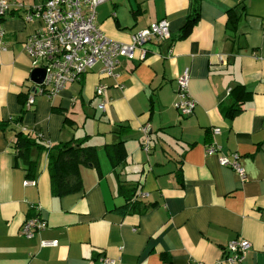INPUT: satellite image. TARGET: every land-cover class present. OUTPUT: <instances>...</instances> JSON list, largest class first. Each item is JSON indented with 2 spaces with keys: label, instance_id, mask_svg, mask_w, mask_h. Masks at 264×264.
Instances as JSON below:
<instances>
[{
  "label": "crops",
  "instance_id": "1",
  "mask_svg": "<svg viewBox=\"0 0 264 264\" xmlns=\"http://www.w3.org/2000/svg\"><path fill=\"white\" fill-rule=\"evenodd\" d=\"M9 1L28 8L45 0ZM195 3L197 20L183 34ZM164 19L172 38L149 42L145 62L121 58L116 79L97 66L54 100L36 95L28 107L37 87L25 44L42 24L16 9L0 18V264H227L236 239L251 243L241 264H264V0H105L97 10L101 30L124 44ZM187 68L196 108L183 117L174 104ZM100 84L108 87L105 111ZM17 132L45 147L95 146L98 167L80 169L83 191L53 195L48 154L38 146L29 176ZM121 142L124 159L113 168L105 147ZM213 144L240 155L246 178L206 154ZM132 193L134 212L124 210ZM38 214L45 229L24 237L22 225Z\"/></svg>",
  "mask_w": 264,
  "mask_h": 264
},
{
  "label": "built area",
  "instance_id": "2",
  "mask_svg": "<svg viewBox=\"0 0 264 264\" xmlns=\"http://www.w3.org/2000/svg\"><path fill=\"white\" fill-rule=\"evenodd\" d=\"M105 0H45L40 6L26 8L22 2L0 0V18L16 9L23 13L27 23L40 22L38 29L26 41V50L33 60L34 70L41 68L46 72L42 85L37 86V94L32 93L27 99V106L35 102V96L41 95L54 100L68 84L80 82L89 72L100 66L99 74L106 78H118V67L121 58L145 62L148 57L146 45L152 40L165 41L172 38L169 21L160 20L147 29L132 35L131 43L116 42L105 35L97 24V10ZM4 32L0 31V39ZM190 69L187 68L177 80L178 99L174 108L183 117L192 115L196 101L189 91ZM108 87L100 84L96 89L97 97L102 100ZM107 102L101 101L99 110L105 111ZM149 125L142 128L145 135L142 149L150 151ZM27 133L26 129H22ZM220 134V129L214 130ZM51 146V145H49ZM207 155H219V164L233 169L243 179L245 170L241 165L240 155H221V148L210 145ZM29 184V183H27ZM34 184V183H33ZM46 221L37 215L24 222L21 233L26 238H33L44 230ZM43 247L57 246V242H42ZM251 248L245 239H236L226 249L225 263L241 264ZM102 264H119L111 258H103Z\"/></svg>",
  "mask_w": 264,
  "mask_h": 264
},
{
  "label": "trees",
  "instance_id": "3",
  "mask_svg": "<svg viewBox=\"0 0 264 264\" xmlns=\"http://www.w3.org/2000/svg\"><path fill=\"white\" fill-rule=\"evenodd\" d=\"M198 6L199 5L195 3L193 12L188 18V23L183 34H186L197 20ZM20 119L21 118L15 121ZM16 136L17 141L15 149L17 158H21L26 162L29 176L33 173L34 164H36V162L32 163L29 161L31 149L35 146L46 149L48 154V170L51 178V190L52 194L57 197H64L83 191V180L80 173L81 167L87 165L98 167L97 148L87 144L86 140H71L66 143L45 147L39 144L36 138L24 136L22 132H17ZM122 146L123 142L105 147L113 168L119 166L124 159ZM124 189V187L121 189L122 193H124ZM131 192L135 191L132 190ZM134 196L133 193L130 195L129 203L124 210L127 209L131 212L137 211L139 203L133 201Z\"/></svg>",
  "mask_w": 264,
  "mask_h": 264
},
{
  "label": "water",
  "instance_id": "4",
  "mask_svg": "<svg viewBox=\"0 0 264 264\" xmlns=\"http://www.w3.org/2000/svg\"><path fill=\"white\" fill-rule=\"evenodd\" d=\"M46 72L44 69L38 68L35 69L31 74V81L36 84V87L38 85H42L45 80ZM37 88L34 91L35 94H37ZM93 166V165H91Z\"/></svg>",
  "mask_w": 264,
  "mask_h": 264
},
{
  "label": "rangeland",
  "instance_id": "5",
  "mask_svg": "<svg viewBox=\"0 0 264 264\" xmlns=\"http://www.w3.org/2000/svg\"><path fill=\"white\" fill-rule=\"evenodd\" d=\"M43 97H45V96H43ZM46 99H48V98L46 97Z\"/></svg>",
  "mask_w": 264,
  "mask_h": 264
}]
</instances>
